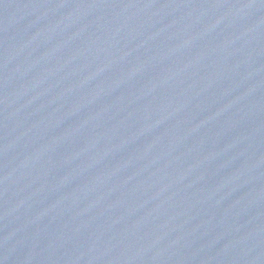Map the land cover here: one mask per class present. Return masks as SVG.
Returning <instances> with one entry per match:
<instances>
[{"label": "water", "instance_id": "95a60500", "mask_svg": "<svg viewBox=\"0 0 264 264\" xmlns=\"http://www.w3.org/2000/svg\"><path fill=\"white\" fill-rule=\"evenodd\" d=\"M0 264H264V0H0Z\"/></svg>", "mask_w": 264, "mask_h": 264}]
</instances>
